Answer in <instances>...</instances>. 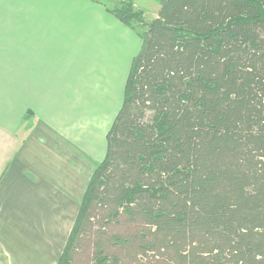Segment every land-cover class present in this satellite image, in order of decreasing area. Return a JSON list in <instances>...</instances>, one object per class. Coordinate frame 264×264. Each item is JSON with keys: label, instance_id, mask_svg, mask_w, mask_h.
Here are the masks:
<instances>
[{"label": "trees", "instance_id": "1", "mask_svg": "<svg viewBox=\"0 0 264 264\" xmlns=\"http://www.w3.org/2000/svg\"><path fill=\"white\" fill-rule=\"evenodd\" d=\"M158 3L146 23L111 9L143 22L142 46L56 264H77L88 228L94 264H264V0ZM123 219L136 230L110 235Z\"/></svg>", "mask_w": 264, "mask_h": 264}, {"label": "crops", "instance_id": "2", "mask_svg": "<svg viewBox=\"0 0 264 264\" xmlns=\"http://www.w3.org/2000/svg\"><path fill=\"white\" fill-rule=\"evenodd\" d=\"M141 46L95 0H0V264L58 261Z\"/></svg>", "mask_w": 264, "mask_h": 264}, {"label": "rangeland", "instance_id": "3", "mask_svg": "<svg viewBox=\"0 0 264 264\" xmlns=\"http://www.w3.org/2000/svg\"><path fill=\"white\" fill-rule=\"evenodd\" d=\"M95 1L103 4L111 12V9H113L116 6V4L121 0H95ZM123 1L130 2L134 6V9L137 10L138 12H140V14L143 18V22H145V23L147 21L151 20L152 18H154L155 16H157V12H158L157 8L159 7L158 0H123ZM143 22H136L134 24L135 29H133L131 27L133 30L136 31V33H138L139 36H140L141 32H143V30L145 29V25L143 24ZM128 27H130V26H128ZM140 40H142L141 36H140ZM129 71H130V69H129ZM125 84H126V82H125ZM124 89H125V86H124ZM103 110L109 111V108H104ZM148 114H150V112H148ZM111 126H112V124H111ZM107 145H108V141H107ZM106 153H107V151H106ZM94 172H95V170H94ZM93 173H92V175H93ZM135 230H136L135 224H130V223L124 221V219H123V221L121 223L113 224L109 228V234L110 235L118 234V235H122V236H129V234H131V232H134ZM80 237H81L80 239H82V240H81L80 244L77 245V247L75 248V252H74V255L77 258V264H94V253L95 252H94V247H91V245H92L93 241H97L98 235L94 234L93 230H89V228H88L87 230L83 231V233L80 234ZM102 242H103L104 250L106 253L118 254L119 256H121L123 262H129L130 260L135 261L136 254H132L131 250H129V249L127 250L126 247H119L116 244H113L108 236L102 237ZM81 247H90L89 248L90 249V252H89L90 256H85L84 254H82L80 251Z\"/></svg>", "mask_w": 264, "mask_h": 264}]
</instances>
